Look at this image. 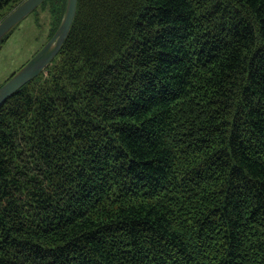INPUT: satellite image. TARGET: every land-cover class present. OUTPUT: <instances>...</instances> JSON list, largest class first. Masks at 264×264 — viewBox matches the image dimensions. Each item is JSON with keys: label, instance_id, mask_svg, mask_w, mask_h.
<instances>
[{"label": "trees", "instance_id": "1", "mask_svg": "<svg viewBox=\"0 0 264 264\" xmlns=\"http://www.w3.org/2000/svg\"><path fill=\"white\" fill-rule=\"evenodd\" d=\"M0 264H264V0H78L0 106Z\"/></svg>", "mask_w": 264, "mask_h": 264}, {"label": "water", "instance_id": "2", "mask_svg": "<svg viewBox=\"0 0 264 264\" xmlns=\"http://www.w3.org/2000/svg\"><path fill=\"white\" fill-rule=\"evenodd\" d=\"M44 0H24L0 21V42L27 15ZM78 0H68L63 20L53 37L14 75L0 87V106L19 88L38 76L59 53L73 24Z\"/></svg>", "mask_w": 264, "mask_h": 264}, {"label": "rangeland", "instance_id": "3", "mask_svg": "<svg viewBox=\"0 0 264 264\" xmlns=\"http://www.w3.org/2000/svg\"><path fill=\"white\" fill-rule=\"evenodd\" d=\"M50 35V14L39 5L0 46V84L24 66L51 39Z\"/></svg>", "mask_w": 264, "mask_h": 264}]
</instances>
